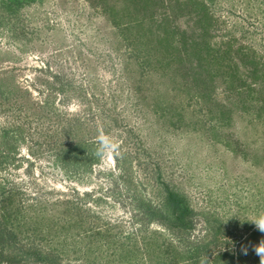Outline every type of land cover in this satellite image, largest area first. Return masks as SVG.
<instances>
[{"label": "rangeland", "instance_id": "1", "mask_svg": "<svg viewBox=\"0 0 264 264\" xmlns=\"http://www.w3.org/2000/svg\"><path fill=\"white\" fill-rule=\"evenodd\" d=\"M245 1H215L212 10L227 25L214 31V41L223 40L226 27L244 24L251 34L246 38L236 35L249 47L257 49L261 56L257 61H262L264 71V20L258 18L260 10L254 3L247 7ZM27 2L25 14L37 33L30 40L18 43L0 34V71H12L20 87L29 89L38 102L46 100L51 91L48 81H52L54 74L69 80L77 89L81 87L87 98L78 97L73 91L56 94L55 107L61 116L70 112L91 121L97 119L102 126L101 138L107 144L102 163L93 172L67 174L55 164L49 142L41 149L35 146L37 140L51 135L58 119L48 120L42 127L33 123L27 142L18 148L15 164L0 170V183L6 190L15 189L24 220H31L42 211L40 205H35L39 201L52 205L59 199L71 198L82 207L81 221L86 222L82 231L103 230L102 235L94 238L93 249L85 256L79 251L86 243H81L80 238L84 237L78 236V241L70 239V250H64L61 255L63 264H176L179 254L194 242L199 244L202 256L207 249H212L216 230H221L222 240L231 241V252L242 255L247 264H252L249 255L252 249L264 248V231L258 236L260 241L248 236L259 229L254 221L264 218V107L259 120L251 124L243 105L235 106L234 110L240 113L237 121L219 129L216 136L202 122L203 115H192L191 110L186 113L188 127L183 125V129L177 124L173 126L176 118L172 110L171 113L161 110L158 114L151 109L138 111L123 91L127 86L119 80L123 64L116 48H122V42L103 16L100 4L93 6L89 0ZM163 11L161 8L160 13ZM179 20L183 22L186 18ZM259 81L262 85L259 87L263 88L264 76ZM94 93L100 96L99 101ZM110 94L117 96L115 101L111 106L103 105ZM19 96L22 100L26 94ZM115 105L117 114L114 116L119 119L108 118L110 127L106 130L100 111ZM228 105L231 104L228 102ZM256 107L250 109L251 114L256 113ZM7 122L0 114V126ZM130 127L133 132L129 131ZM49 140L52 141L50 137ZM124 151L128 155L123 173L116 167L114 155ZM158 166L174 187L186 193L195 209L194 229L189 240H179L161 226L136 216L135 195L160 201L156 187ZM49 224L45 223L42 229L48 232ZM25 229L20 235L25 236V242L41 244L45 241L39 236L28 239ZM107 241H111V245ZM56 242L52 245L59 246ZM163 243L168 248L156 250V246ZM122 245L129 250L139 247L142 254H127L124 258ZM19 260L5 264H38Z\"/></svg>", "mask_w": 264, "mask_h": 264}, {"label": "trees", "instance_id": "2", "mask_svg": "<svg viewBox=\"0 0 264 264\" xmlns=\"http://www.w3.org/2000/svg\"><path fill=\"white\" fill-rule=\"evenodd\" d=\"M89 1L93 6L100 4L103 16L122 42V48H116L123 64L119 80L120 84L127 86L123 91L138 111L151 109L158 114L161 110L169 113L172 110L176 118L173 126L177 124L183 129V125L188 127L186 113L191 110L192 115H203L202 122L215 136L219 129L235 124L240 114L234 110L235 106L243 105L251 124L259 120L264 107V87H259L264 71L261 69L262 61H257L261 56L257 49L249 47L237 37L236 34H241L243 38L251 34L244 24L226 27L223 40L220 43L214 41V31L227 25L212 10L216 0ZM253 1L246 0L244 3L247 7L254 3L260 10L258 14L262 16L258 18L264 20V0ZM27 3V0H0V34L4 33L12 42L28 41L37 33L31 26L33 22L26 17ZM161 8L164 9L162 13ZM185 18L183 22L179 20ZM48 87L51 91L46 100L38 102L33 99L29 89L20 87L12 71H0V114L8 119L7 123L0 126V170L15 164L18 148L27 142V133H30L33 123L42 127L48 120L53 122L58 119L54 123L55 127L52 126L51 135H47L45 140H37L36 148L41 149L49 142L59 169L75 176L89 174L102 163L105 148L102 143L104 139L101 138L102 126L97 119L91 121L78 113L69 112L61 116L54 100L56 94L68 91L85 98L87 93L57 74L52 75ZM220 89L221 92H218ZM21 93L26 94L22 100L19 96ZM97 96L99 101L100 96ZM115 97V94H110L103 105L111 106ZM255 106L256 113L253 115L250 109ZM112 107H103L104 110L100 111L106 130L110 127L109 119H119L114 116L117 114L116 105ZM129 131L133 132V128L130 127ZM137 131L140 133L139 129ZM49 137L52 141H48ZM118 154L114 155L116 167L124 173L126 167L123 164L128 153L124 151ZM156 173L160 201L155 202L145 195H135L133 203L136 204V216L161 226L179 240H189L194 229L195 209L186 193L174 187L164 176L160 166ZM16 195L15 189L6 190L0 183V264L13 263L19 259L38 264H63L61 255L64 250H70V239L78 241V236L84 237L80 240L86 243L80 246L79 251H83L81 256H85L90 248L93 249L91 244L94 238L102 235V229L89 233L88 230L82 231L86 222L81 221L82 207L74 199H59L52 205L39 201L35 205H40L42 211L38 212L35 219L24 220ZM47 222H50L48 232L42 229ZM23 228H26L24 232H28V239L39 236L45 239L44 243L25 242V236H20ZM157 232L154 230V233ZM260 233V229H255L248 236L253 241H260ZM214 236V247L207 249L203 256L199 252V244L194 242L193 246H187L179 254L180 259L176 264H221L223 260L225 263L222 264H236V261L238 264H247L248 261L242 255L230 251L231 241L221 239V230H216ZM56 240L59 246L52 245ZM224 245L227 247L223 248ZM121 248V252L126 253L124 258L127 254H142L139 247L129 250L122 245ZM166 248L168 245L164 243L156 246L159 251H165ZM249 255L252 264H262V254L256 249H252Z\"/></svg>", "mask_w": 264, "mask_h": 264}, {"label": "clouds", "instance_id": "3", "mask_svg": "<svg viewBox=\"0 0 264 264\" xmlns=\"http://www.w3.org/2000/svg\"><path fill=\"white\" fill-rule=\"evenodd\" d=\"M102 143L107 144L106 141H102ZM256 223V225L258 226V228L261 231H264V218H261L259 220L254 221ZM258 253L262 254V264H264V248H258L257 249Z\"/></svg>", "mask_w": 264, "mask_h": 264}]
</instances>
